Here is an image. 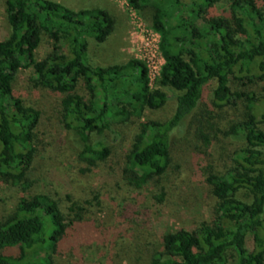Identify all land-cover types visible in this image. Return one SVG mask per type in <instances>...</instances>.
Instances as JSON below:
<instances>
[{
	"label": "trees",
	"instance_id": "16d2710c",
	"mask_svg": "<svg viewBox=\"0 0 264 264\" xmlns=\"http://www.w3.org/2000/svg\"><path fill=\"white\" fill-rule=\"evenodd\" d=\"M125 1L140 14L149 10L151 28L160 36L164 64L153 90L139 60L109 67L88 63V38L103 43L113 30L106 11H73L51 0H4L8 36L0 41V180L28 186L36 159L40 112L24 105L13 90L22 70H32L34 87L61 96V123L75 140L85 172L111 156L107 135L115 134L112 123L139 120L122 170L134 189L165 176L178 153L174 138L194 136L211 144V132H205L212 129L211 118L197 113L213 82V108L246 103L244 118L231 122L224 133L242 147L224 175L206 176L215 200L212 221L165 234L148 264H228L229 256L232 264H264V131L259 126L264 123V96L231 90L232 80L264 82V0ZM218 8L223 16L216 14ZM44 36L51 51L36 61ZM163 89L178 92L172 117L140 121L145 110L162 106ZM238 193L250 201H242ZM64 200L68 206L44 192L20 198L0 219V264H56L59 248L87 209L68 192ZM84 204L90 206L89 201ZM9 250L18 255L7 254Z\"/></svg>",
	"mask_w": 264,
	"mask_h": 264
},
{
	"label": "rangeland",
	"instance_id": "374dc122",
	"mask_svg": "<svg viewBox=\"0 0 264 264\" xmlns=\"http://www.w3.org/2000/svg\"><path fill=\"white\" fill-rule=\"evenodd\" d=\"M51 1L73 11L102 9L112 16L114 29L103 43L87 40L88 63L93 67L123 65L135 59L142 40L152 30L151 12L135 11L134 14L124 0ZM222 10L218 8L216 14L222 15ZM7 36L4 0H0V41ZM50 51L51 43L44 36L35 52V60H42ZM31 78L32 70L20 71L13 90L24 105L40 112L36 159L28 176V186L0 180V219L14 210L20 198L39 192L49 193L67 206L69 203L64 196L68 192L73 201L87 207L83 221L69 231L65 245L59 248L56 264H148L149 255L159 249L165 234L179 229L191 230L202 222L212 221L215 200L205 179L208 174L224 175L233 165V153L242 147L241 142L224 133L231 122L244 118L246 103L243 100L235 108H213L209 94L215 84L210 83L197 115L211 118L212 129H205L211 132V144L205 146L194 136L174 138L178 153L173 156L172 166L165 176L157 183L134 189L127 185L122 170L139 120L131 118L124 123H112L115 134L107 135L111 156L85 172L75 140L61 123V96L34 87ZM156 87L157 82L151 90ZM231 90L259 99L264 96V82L232 80ZM163 92L162 106L145 110L140 121L165 122L172 117L178 92L170 89H163ZM259 126L264 131V123ZM91 139L94 142L96 137L92 135ZM237 197L250 201L244 193H238ZM87 201L89 207L84 204ZM247 241L251 248L250 236ZM6 252L14 257L18 255L17 251ZM233 262L229 256L228 264Z\"/></svg>",
	"mask_w": 264,
	"mask_h": 264
},
{
	"label": "built area",
	"instance_id": "2783aa9c",
	"mask_svg": "<svg viewBox=\"0 0 264 264\" xmlns=\"http://www.w3.org/2000/svg\"><path fill=\"white\" fill-rule=\"evenodd\" d=\"M124 2L126 3V6L135 14L136 10L132 9L125 0ZM159 44V34H157L153 29L150 30L149 34L142 40V43L137 50L138 55L135 57L136 60L144 63L147 68L148 83L150 88L159 80L161 67L164 64Z\"/></svg>",
	"mask_w": 264,
	"mask_h": 264
},
{
	"label": "crops",
	"instance_id": "0c3cea01",
	"mask_svg": "<svg viewBox=\"0 0 264 264\" xmlns=\"http://www.w3.org/2000/svg\"><path fill=\"white\" fill-rule=\"evenodd\" d=\"M111 18H112V16H111ZM112 19H113V18H112ZM113 22H114V20H113ZM113 29H114V25H113ZM112 32H113V30H112ZM112 32L110 33V35L112 34ZM110 35H109V36H110ZM109 36H108V37H109Z\"/></svg>",
	"mask_w": 264,
	"mask_h": 264
}]
</instances>
